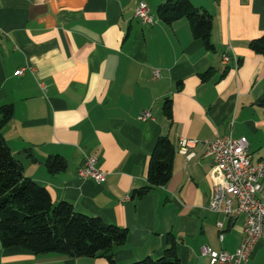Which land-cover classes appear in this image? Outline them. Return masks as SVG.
<instances>
[{"label":"crops","instance_id":"1","mask_svg":"<svg viewBox=\"0 0 264 264\" xmlns=\"http://www.w3.org/2000/svg\"><path fill=\"white\" fill-rule=\"evenodd\" d=\"M142 1L156 23L136 16ZM167 1L0 0V107H13L2 134L25 174L54 201L128 229L127 241L112 249L120 264L162 257L172 245L181 264H210L206 245L235 251L246 215L209 209L213 186L224 176L206 155V141L247 137L253 162L264 158V55L250 47L264 36V0H191L213 15V49L194 35L187 17L162 19ZM145 110L152 113L146 120ZM161 136L176 148L172 177L134 197L148 182ZM182 138L198 140L190 148L194 157L181 151ZM55 154L67 166L51 173L45 161ZM86 155L98 157L104 183L79 176ZM261 183L264 199V178ZM0 264L108 260L36 253L0 240ZM242 264H264L262 240Z\"/></svg>","mask_w":264,"mask_h":264},{"label":"trees","instance_id":"2","mask_svg":"<svg viewBox=\"0 0 264 264\" xmlns=\"http://www.w3.org/2000/svg\"><path fill=\"white\" fill-rule=\"evenodd\" d=\"M161 17L171 22L187 17L194 35L211 41L213 15L195 6L191 0H168L161 6ZM250 47L264 55V36L253 39ZM264 101V99H263ZM164 112L171 118V103L167 100ZM13 107H0V240L5 247L21 246L36 253L56 252L72 256H105L108 264L116 261L112 249L127 241L128 229L107 223L100 216L77 210L67 201H54L49 190L24 172V165L11 150L1 128L11 118ZM175 145L168 136L159 137L151 154L147 184L133 190L134 197H143L153 188L168 183L173 173ZM45 164L51 173L64 170L67 160L50 155ZM124 264H181L174 245L159 258L151 256Z\"/></svg>","mask_w":264,"mask_h":264},{"label":"built area","instance_id":"3","mask_svg":"<svg viewBox=\"0 0 264 264\" xmlns=\"http://www.w3.org/2000/svg\"><path fill=\"white\" fill-rule=\"evenodd\" d=\"M136 16L146 23H156L149 6L142 1L136 9ZM224 59L230 56L224 54ZM237 60V58H235ZM24 68L17 71L23 73ZM160 71L155 70L158 77ZM152 117L150 110L141 113L140 118L146 120ZM197 139L182 138L180 149L189 158L195 156L190 148L195 147ZM206 155L213 157L215 165L224 176L223 181L215 183L212 189L209 209L226 216L246 215L244 236L235 251L225 249L215 250L209 246L203 247V254L210 259V264H242L249 260L252 251L259 241L264 242V199L260 197L262 179L264 178V158L253 162L250 151V141L247 137H218L206 141ZM81 178H93L98 183L107 180V172L98 166L96 155H86L83 165L79 168ZM219 238L224 240V222L217 220Z\"/></svg>","mask_w":264,"mask_h":264}]
</instances>
